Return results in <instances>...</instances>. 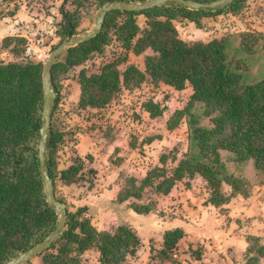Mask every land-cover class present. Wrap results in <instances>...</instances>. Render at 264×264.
<instances>
[{
    "label": "trees",
    "instance_id": "16d2710c",
    "mask_svg": "<svg viewBox=\"0 0 264 264\" xmlns=\"http://www.w3.org/2000/svg\"><path fill=\"white\" fill-rule=\"evenodd\" d=\"M69 1L74 5L73 9L65 8L70 25L64 17L57 22L61 41L78 33L82 8L94 5L97 10L116 0ZM243 1L217 10H195L172 3L141 11L113 10L95 38L67 49L52 68L56 84L58 73L82 66L78 74L82 88L79 106L84 108L105 107L120 91L146 82L163 81L176 89L192 87L186 105L168 122L173 128L186 119V149L179 143L165 149L161 164L150 166L144 177L121 176L119 201L135 197L133 207L139 213L155 210V196L168 194L185 176H202L210 188L208 200L216 206L228 203L236 193L248 196L254 185L264 183V64L260 71L253 68L254 59L264 53V33L243 30L206 42L187 41L175 24L176 20H191L201 26L203 16L237 15ZM139 15L146 18L143 27ZM20 41L24 38H5L3 47L13 58L0 61V264L45 238L59 217L47 202L39 168L43 63L23 59ZM113 43L120 50H114L110 59L106 55ZM148 48L153 53L146 57L145 70L134 64L120 68L129 51L140 54ZM57 100L58 96L54 110ZM143 105L153 116L164 109L154 98ZM62 139L66 136L56 130L53 115L47 163L55 190L57 179L71 183L86 178L83 159L75 152L68 168H58ZM68 213L66 232L40 254L42 264H79L84 251L95 246L101 252V264H124L141 245L140 236L129 224L101 231L85 216V208ZM184 235L182 228L167 230L163 247L153 257L181 264L177 247ZM248 239L244 264H264V241L259 236Z\"/></svg>",
    "mask_w": 264,
    "mask_h": 264
},
{
    "label": "crops",
    "instance_id": "0c3cea01",
    "mask_svg": "<svg viewBox=\"0 0 264 264\" xmlns=\"http://www.w3.org/2000/svg\"><path fill=\"white\" fill-rule=\"evenodd\" d=\"M62 2L63 0L0 2L1 52L12 57L9 49L3 47V40L9 36L23 37L27 28H34L39 34L46 33L47 37H60L57 22L63 17ZM73 7L70 1L65 5V8ZM221 15L201 17V26L191 20H176L175 24L178 31L180 26L203 28L205 22L215 23ZM141 16L144 18H140ZM138 20L143 27L145 16L139 15ZM203 33L202 30L200 34ZM179 34L183 39L191 41L184 38L180 31ZM220 37L222 35L216 34L213 38ZM152 53L151 48L140 54L131 50L127 61L120 68L124 70L127 64H134L145 70L146 57ZM138 56H143L142 64L137 61ZM81 68L79 65L60 72L55 79L58 100L53 112L54 121L60 125L67 139L63 144L64 149L61 148L57 153L58 168H68L75 152V155L83 159L82 171L86 176L85 179L71 183L61 179L57 181L56 195L63 199L68 210L85 208V216L101 231L114 230L121 223L129 224L140 236L141 245L135 254L128 256L124 264H172L171 261H160L153 256L163 247L165 232L177 227L185 232L177 247L181 264H244L249 236H259L264 241V183L254 185L248 196L236 193L228 203L221 206L208 200L210 188L200 175L178 179L168 194L155 196L158 200L157 207L148 213L135 210V197L119 201L123 191L121 176L133 174L144 177L150 166L161 164L160 156L163 151L172 148L180 140L186 141V149V119H182L173 128L168 126V122L178 108L186 105L193 92L192 87L188 85L184 89H176L163 81L158 84L143 83L142 87L149 84L170 93L165 102L154 98L164 108L163 112L153 116L144 108L143 104L147 99L143 98L140 114L134 113L117 119V115L112 114L110 109L120 103V98L116 100V97L105 107L79 106L82 88L78 74ZM135 90L136 88L123 91L132 93ZM187 90L189 93L184 99L177 98L179 91ZM144 112L148 113L147 118H140V115H145ZM160 119L164 121L163 124ZM180 128L183 129V136H180ZM100 257V250L96 246L91 247L81 255L79 264H101ZM42 262V256L38 254L23 264Z\"/></svg>",
    "mask_w": 264,
    "mask_h": 264
},
{
    "label": "water",
    "instance_id": "95a60500",
    "mask_svg": "<svg viewBox=\"0 0 264 264\" xmlns=\"http://www.w3.org/2000/svg\"><path fill=\"white\" fill-rule=\"evenodd\" d=\"M236 0H146L144 2L131 0H116L99 8L94 26L83 34H74L67 39L61 41L51 51L47 60L43 63V81H44V97L43 109L41 114L42 126L40 128V139L38 145V158L41 177L43 180L47 202L53 206L58 214V221L54 230H52L45 238L33 245L31 248L22 251L17 256L11 258L6 264H23L32 257L46 251L50 246L58 240L67 230V222L69 213L67 204L59 199L56 195L54 180L51 176L49 165L47 163V143L52 130V118L54 112V102L57 99L58 92L53 81L52 68L59 57L69 48L76 46L79 43L86 42L95 38L103 29L106 16L113 10H133L141 11L148 8H153L160 5L172 3L177 6H184L189 9H207L217 10L231 5ZM67 0H63L61 4L62 15L66 24L70 25L65 5Z\"/></svg>",
    "mask_w": 264,
    "mask_h": 264
},
{
    "label": "rangeland",
    "instance_id": "374dc122",
    "mask_svg": "<svg viewBox=\"0 0 264 264\" xmlns=\"http://www.w3.org/2000/svg\"><path fill=\"white\" fill-rule=\"evenodd\" d=\"M131 1H138V2H144L142 0H131ZM146 1V0H145ZM108 4V3H107ZM239 11L237 15H234L230 12H225L221 16H217L219 19L217 22H205V26L203 28H185L180 26L179 31L181 35L184 38H187L191 41H197L194 39H200V40H209L218 35H226L230 32L234 31H245V30H254L258 32H263L264 33V0H244L240 6L238 7ZM99 9L96 10L94 9V5H91L89 8H82L81 9V15L79 16V23H78V33L77 34H83L87 31H89L95 24V19L96 15ZM61 16V13L59 14ZM140 18H144L141 16ZM202 29L204 31L203 35H201ZM208 32V33H207ZM210 32V33H209ZM44 38V40L47 42L46 44L48 45L49 48H51V51L54 49L55 46H57L60 42L61 39L60 37H57L55 35L51 37H47L46 33L41 34ZM193 39V40H192ZM198 40V41H200ZM25 43L24 41L18 42V46L20 47L19 50L22 52L23 46ZM2 49V48H1ZM116 50L117 52L120 50L119 47L117 46V43L111 44V46L107 50V55L106 57H110L112 55V52ZM0 50V61L4 59H9L13 58L9 54H3ZM103 59H97L96 61L100 62ZM143 56L137 57V61L142 64ZM264 64V53H260V55L254 59L253 61V68L255 71H260L262 70V66ZM264 68V66H263ZM56 85V84H55ZM57 86V85H56ZM141 88H136V90L132 93H129L128 91H120L117 94V99H121L120 103H118L115 106H112V114L117 115V119L119 118H124L126 115L132 116L134 113L140 114L141 109L140 106L143 103V98L148 99V98H156L159 101L165 102V99L170 96V93H167V90L162 91L158 88H155L152 85H145V86H140ZM57 89V88H56ZM162 89V88H161ZM170 92V91H168ZM189 93V90L187 91H179L177 98L179 99H184L185 95ZM145 115H140V118H147L146 112H144ZM162 124L164 121L162 119L159 120ZM141 122V121H140ZM142 124V122H141ZM145 126V124H142ZM55 128L56 130H61L60 125L55 122ZM183 128V127H182ZM180 128V136H183V129ZM185 128V127H184ZM185 130V129H184ZM186 131V130H185ZM65 134V133H64ZM68 138L71 139V135L68 134ZM62 143L60 144L59 150L63 147L64 141L67 139H62ZM184 140H180L179 143L180 146L184 149L185 146ZM71 150V149H70ZM59 181V179H57Z\"/></svg>",
    "mask_w": 264,
    "mask_h": 264
},
{
    "label": "built area",
    "instance_id": "2783aa9c",
    "mask_svg": "<svg viewBox=\"0 0 264 264\" xmlns=\"http://www.w3.org/2000/svg\"><path fill=\"white\" fill-rule=\"evenodd\" d=\"M3 0H0L2 2ZM35 6V1L32 2ZM25 39L23 59L44 63L51 53V48L46 44L43 36L34 28H27L22 35ZM112 59V56L109 57Z\"/></svg>",
    "mask_w": 264,
    "mask_h": 264
}]
</instances>
